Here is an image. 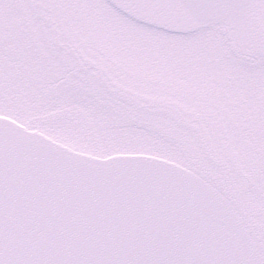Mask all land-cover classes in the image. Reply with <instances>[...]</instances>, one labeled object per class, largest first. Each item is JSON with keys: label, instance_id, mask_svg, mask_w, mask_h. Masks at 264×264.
<instances>
[{"label": "snow or ice", "instance_id": "6c2138e0", "mask_svg": "<svg viewBox=\"0 0 264 264\" xmlns=\"http://www.w3.org/2000/svg\"><path fill=\"white\" fill-rule=\"evenodd\" d=\"M0 264H264V0H0Z\"/></svg>", "mask_w": 264, "mask_h": 264}]
</instances>
